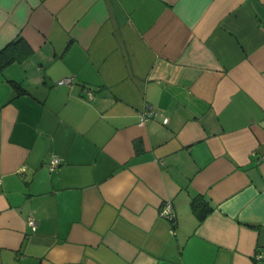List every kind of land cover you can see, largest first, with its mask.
<instances>
[{
	"label": "crops",
	"instance_id": "obj_1",
	"mask_svg": "<svg viewBox=\"0 0 264 264\" xmlns=\"http://www.w3.org/2000/svg\"><path fill=\"white\" fill-rule=\"evenodd\" d=\"M0 264H264V0H0Z\"/></svg>",
	"mask_w": 264,
	"mask_h": 264
},
{
	"label": "built area",
	"instance_id": "obj_2",
	"mask_svg": "<svg viewBox=\"0 0 264 264\" xmlns=\"http://www.w3.org/2000/svg\"><path fill=\"white\" fill-rule=\"evenodd\" d=\"M57 84H66V85H71L72 83V79L70 77H64L59 79L58 81H56ZM86 95L87 98H91L93 93L90 90H86ZM157 114L156 111L150 109V108H146L144 110L141 111L140 115H139V123L142 124L145 122V120H147L148 118H151L153 116H155ZM163 122L166 123L168 118L167 117H163ZM61 162V159L59 157H55L52 156L50 161L48 162V167L49 169H53L55 166H57L59 163ZM24 167H22L21 169H23ZM161 215L166 217L169 221H174V213L172 211V207L170 205L169 202H166L163 204V206L161 207V211H160ZM35 219L32 215L28 216L27 218V223L29 225L34 226L35 225Z\"/></svg>",
	"mask_w": 264,
	"mask_h": 264
},
{
	"label": "trees",
	"instance_id": "obj_3",
	"mask_svg": "<svg viewBox=\"0 0 264 264\" xmlns=\"http://www.w3.org/2000/svg\"><path fill=\"white\" fill-rule=\"evenodd\" d=\"M199 204H201V203L198 202L196 199H194V200L192 201V207H193V208L198 207Z\"/></svg>",
	"mask_w": 264,
	"mask_h": 264
}]
</instances>
